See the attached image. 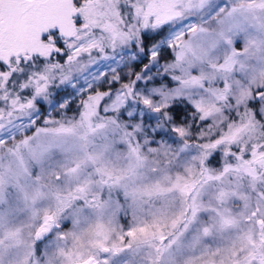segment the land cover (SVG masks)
Returning <instances> with one entry per match:
<instances>
[{"label": "snow or ice", "instance_id": "1", "mask_svg": "<svg viewBox=\"0 0 264 264\" xmlns=\"http://www.w3.org/2000/svg\"><path fill=\"white\" fill-rule=\"evenodd\" d=\"M0 264H264V0H0Z\"/></svg>", "mask_w": 264, "mask_h": 264}]
</instances>
